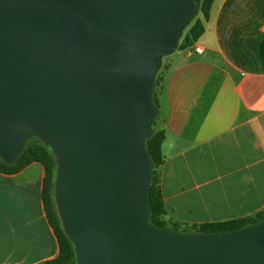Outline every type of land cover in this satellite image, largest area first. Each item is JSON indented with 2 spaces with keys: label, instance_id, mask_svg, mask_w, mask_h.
Masks as SVG:
<instances>
[{
  "label": "water",
  "instance_id": "water-1",
  "mask_svg": "<svg viewBox=\"0 0 264 264\" xmlns=\"http://www.w3.org/2000/svg\"><path fill=\"white\" fill-rule=\"evenodd\" d=\"M200 0H0V159L37 137L75 264H264V219L182 232L148 221L144 142L161 58Z\"/></svg>",
  "mask_w": 264,
  "mask_h": 264
},
{
  "label": "crops",
  "instance_id": "crops-1",
  "mask_svg": "<svg viewBox=\"0 0 264 264\" xmlns=\"http://www.w3.org/2000/svg\"><path fill=\"white\" fill-rule=\"evenodd\" d=\"M171 59L155 121L162 220L195 226L264 212V0H214L203 33ZM44 175L37 161L0 172V264L58 255Z\"/></svg>",
  "mask_w": 264,
  "mask_h": 264
},
{
  "label": "trees",
  "instance_id": "trees-1",
  "mask_svg": "<svg viewBox=\"0 0 264 264\" xmlns=\"http://www.w3.org/2000/svg\"><path fill=\"white\" fill-rule=\"evenodd\" d=\"M214 0H200L198 9L192 19L182 28L181 36L177 43L176 50H183L192 46L204 31V23L209 17V13ZM164 58V56L162 57ZM163 90V83L159 86V79L156 74L155 89L153 92V102L157 108V114L152 122V133L145 139V149L153 163L152 179L148 190V221L155 226L164 227L162 217L164 215V204L159 187L158 170L163 162L161 153V143L164 138L162 129L155 127V121L159 116L160 102L159 96ZM32 161L40 162L45 170L42 183L41 198L44 205L47 219L53 228L58 241V255L43 264H75V257L72 244L63 232L52 197L53 173L55 169V159L52 152L35 136L28 139L22 151L12 164H6L0 159V172L14 173ZM264 219V212L257 213L251 217L238 218L223 222H209L195 225L193 230L197 232H222L233 231L248 225L259 223ZM171 229L178 230L176 227Z\"/></svg>",
  "mask_w": 264,
  "mask_h": 264
},
{
  "label": "rangeland",
  "instance_id": "rangeland-1",
  "mask_svg": "<svg viewBox=\"0 0 264 264\" xmlns=\"http://www.w3.org/2000/svg\"><path fill=\"white\" fill-rule=\"evenodd\" d=\"M174 53H175V51L172 54H174ZM172 54L167 55L166 57L164 56V58H161V63H160V66L158 68V71L156 73L158 76V79H159V86L161 85L162 78L164 77L166 70L168 69V67L172 63V59H171ZM156 126H158V122H156ZM162 223H163L164 227H166V228H170V227L176 228L177 227L179 229V231H182V232L194 231L193 230L194 226H181L178 224H169L167 222H164L163 220H162Z\"/></svg>",
  "mask_w": 264,
  "mask_h": 264
},
{
  "label": "built area",
  "instance_id": "built-area-1",
  "mask_svg": "<svg viewBox=\"0 0 264 264\" xmlns=\"http://www.w3.org/2000/svg\"><path fill=\"white\" fill-rule=\"evenodd\" d=\"M193 50H194V52H196V53H200L202 49H201L200 46L196 45V46L193 47Z\"/></svg>",
  "mask_w": 264,
  "mask_h": 264
}]
</instances>
